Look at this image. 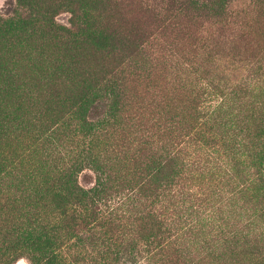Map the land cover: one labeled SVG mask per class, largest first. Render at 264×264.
Wrapping results in <instances>:
<instances>
[{
    "label": "trees",
    "instance_id": "16d2710c",
    "mask_svg": "<svg viewBox=\"0 0 264 264\" xmlns=\"http://www.w3.org/2000/svg\"><path fill=\"white\" fill-rule=\"evenodd\" d=\"M234 1L15 0L0 15V264L21 255L30 264H126L138 240L148 261L162 262L171 250L180 255L183 234L203 233L192 208L198 216L177 234L170 233L174 220L164 218L168 209L179 214L191 144L217 154L216 201L236 196L254 204L261 221L256 231L241 221L232 228L233 211L222 213L207 249L223 264L243 254L264 264V112L248 126L234 106L236 92L221 93L204 112L192 108L193 120L170 119L154 130L136 125L139 170L130 177L116 168L119 156L109 155L124 129L128 77L175 48L156 35L187 40L184 20L239 19ZM248 1L264 7V0ZM125 6L143 14L129 17ZM63 11L67 24L56 19ZM147 22L157 30L149 32ZM129 139L122 134V149ZM85 168L93 172L90 184L79 181ZM211 207L203 216L209 223L222 208Z\"/></svg>",
    "mask_w": 264,
    "mask_h": 264
},
{
    "label": "rangeland",
    "instance_id": "374dc122",
    "mask_svg": "<svg viewBox=\"0 0 264 264\" xmlns=\"http://www.w3.org/2000/svg\"><path fill=\"white\" fill-rule=\"evenodd\" d=\"M15 4V0H0V15L5 17L10 14ZM126 7L129 17L139 19L143 14L139 6H134V9ZM232 9L239 12L240 18L231 19L228 23H215L205 18L184 20V25H187L190 32L187 40L179 35H168V32L156 35L162 43L164 39L173 40L175 48L171 51L172 54L162 50L157 63L146 72L139 75L137 69L128 77L125 101L128 105L122 119L124 129L118 133V137H114L115 148L113 154H109L119 156L118 160L121 161L115 162V165L121 174L130 177L134 169L139 170L138 124L148 130H154L156 124L167 125L170 119L193 120L192 108L197 107L199 111L204 112L217 104L221 93L228 96L230 91L236 92L234 106L239 105L242 108L241 118L248 126L256 123L264 112V7H250L248 0H236ZM56 19L62 24H67L69 14L60 12ZM147 26L149 32L157 30L155 24L147 22ZM240 88H243L247 95L244 96L243 90L239 91ZM202 119L204 118L201 116L197 117L199 122H202ZM122 134L130 138L129 149H122L120 146ZM185 156L187 166L183 173L182 195L178 198L179 214L175 216V213L168 209L164 218L168 222L174 220L170 233L177 234L181 231L179 228L185 226L184 221L195 220L199 214L201 216L195 222L199 225L203 223V233L190 235L189 230V234H183L178 244L184 248L185 253L179 255L171 250L162 262L148 261L139 256L138 240L134 248L136 251L126 264H223L222 260L215 258L213 252L207 249L209 244L204 243L205 239L214 237L212 232L222 213L229 214L233 211L229 219L232 228L238 226L240 221L250 224L255 231L254 226H261L254 204L246 203L236 196L231 199L230 195L225 194L219 197L223 198L222 201H216L218 196L215 192L220 186L213 161L217 154L191 144ZM93 179V172L88 168L83 169L79 175L82 184H90ZM118 206L121 211L128 207L126 204ZM211 206L222 208L209 223L203 216L213 208ZM191 208L198 214L193 210L191 214ZM127 214L125 212V215ZM220 228H224L223 223L218 230ZM19 259H24L30 264L26 255H21ZM254 262L249 255L243 254L234 264Z\"/></svg>",
    "mask_w": 264,
    "mask_h": 264
},
{
    "label": "crops",
    "instance_id": "0c3cea01",
    "mask_svg": "<svg viewBox=\"0 0 264 264\" xmlns=\"http://www.w3.org/2000/svg\"><path fill=\"white\" fill-rule=\"evenodd\" d=\"M13 264H28L24 259H18L15 263Z\"/></svg>",
    "mask_w": 264,
    "mask_h": 264
}]
</instances>
